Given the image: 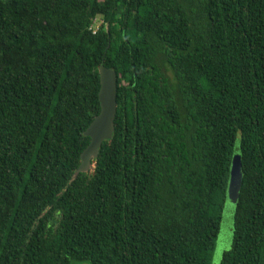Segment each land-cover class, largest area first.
Wrapping results in <instances>:
<instances>
[{
    "label": "trees",
    "instance_id": "16d2710c",
    "mask_svg": "<svg viewBox=\"0 0 264 264\" xmlns=\"http://www.w3.org/2000/svg\"><path fill=\"white\" fill-rule=\"evenodd\" d=\"M236 139L218 264H264V0H0V264H209Z\"/></svg>",
    "mask_w": 264,
    "mask_h": 264
},
{
    "label": "water",
    "instance_id": "95a60500",
    "mask_svg": "<svg viewBox=\"0 0 264 264\" xmlns=\"http://www.w3.org/2000/svg\"><path fill=\"white\" fill-rule=\"evenodd\" d=\"M97 72L99 77L97 92L99 111L83 131V134L89 137V142L80 152V162L73 171L71 179L75 178L79 172H85L90 168V161L97 155L101 142L109 139L113 131V119L116 111V74L112 68L105 67L102 63L99 64ZM228 180L236 193L237 199L241 184V160L238 139H236L233 146Z\"/></svg>",
    "mask_w": 264,
    "mask_h": 264
},
{
    "label": "rangeland",
    "instance_id": "374dc122",
    "mask_svg": "<svg viewBox=\"0 0 264 264\" xmlns=\"http://www.w3.org/2000/svg\"><path fill=\"white\" fill-rule=\"evenodd\" d=\"M236 202V193L230 186L229 180L225 189V201L221 211L219 229L215 239V244L210 256L209 264H218L221 253L228 249L232 238L233 212Z\"/></svg>",
    "mask_w": 264,
    "mask_h": 264
},
{
    "label": "built area",
    "instance_id": "2783aa9c",
    "mask_svg": "<svg viewBox=\"0 0 264 264\" xmlns=\"http://www.w3.org/2000/svg\"><path fill=\"white\" fill-rule=\"evenodd\" d=\"M94 22V25H93V30H92V32H94V29L97 27V25L99 24V22H97L96 20H94L93 21Z\"/></svg>",
    "mask_w": 264,
    "mask_h": 264
}]
</instances>
